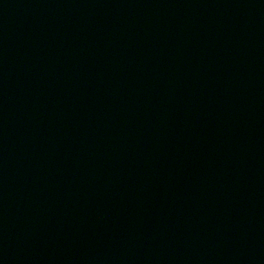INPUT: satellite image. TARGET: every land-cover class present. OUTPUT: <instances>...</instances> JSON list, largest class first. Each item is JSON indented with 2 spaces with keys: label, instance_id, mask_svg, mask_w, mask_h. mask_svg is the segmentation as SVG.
Listing matches in <instances>:
<instances>
[{
  "label": "water",
  "instance_id": "95a60500",
  "mask_svg": "<svg viewBox=\"0 0 264 264\" xmlns=\"http://www.w3.org/2000/svg\"><path fill=\"white\" fill-rule=\"evenodd\" d=\"M0 264H264V0H0Z\"/></svg>",
  "mask_w": 264,
  "mask_h": 264
}]
</instances>
